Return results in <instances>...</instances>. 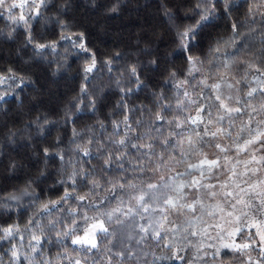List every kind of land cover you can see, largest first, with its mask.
<instances>
[{
    "label": "clouds",
    "instance_id": "obj_1",
    "mask_svg": "<svg viewBox=\"0 0 264 264\" xmlns=\"http://www.w3.org/2000/svg\"><path fill=\"white\" fill-rule=\"evenodd\" d=\"M114 6L116 12L111 10ZM143 7L144 0H46L39 20L30 21L34 40L57 43L56 51L49 48L43 53H37L22 32L17 30L9 38L7 27H0V74L8 77L0 86L3 96L0 99V228L5 221L19 225V231L14 230L11 237L0 233V264H74L75 260L82 264H105L109 255L112 264H120L116 253L126 251L130 242L122 240L119 234L113 237L114 221L101 213L121 200L127 205V188L112 190V184L135 175L132 169L136 163L144 169L145 181L155 179L149 169L159 162L156 154L162 150L161 133H152L156 147L151 163L132 144L138 145L139 138L144 136L152 112L163 103H156L159 89L171 88L169 73L179 72L182 60L175 33L166 19L156 27L139 24V9ZM125 9L137 11L130 15ZM244 15L242 8L232 18L240 22ZM133 20L139 26L124 31L122 26ZM260 20L256 16L257 29ZM61 31L65 37L69 32H86L89 48L96 53V68L92 73L83 71L90 57L73 47L67 38L61 40ZM106 36L111 37V44L105 43ZM212 39L214 33L209 32L205 40ZM201 54V45L194 44L193 55ZM106 60L112 61L110 66ZM130 64L142 73L140 88L128 70ZM198 78L192 80L193 94L200 91ZM129 88L131 92L127 91ZM167 98L174 104L171 92ZM125 114H130L132 124L127 155L121 160L113 158L111 167H105L104 154L112 151L115 157L117 151H123L113 141L112 121H121L123 134ZM167 131L165 128L163 135ZM77 144L90 147V155L83 157L75 147ZM44 148L48 149V155L44 154ZM61 151L63 161L57 155ZM70 163L78 170L84 169L74 186L69 180ZM65 188L70 192L67 198L63 196ZM79 196L85 199L80 201ZM93 218L103 219L109 228L108 233H97L99 247L74 245L73 238L82 236ZM133 221L138 223L139 218L134 217ZM173 222L179 223L180 217L173 214L169 223ZM34 234L42 237L41 242L32 240ZM163 242L149 238L144 243L132 241L131 244L138 256L148 254L140 264H160L153 261L152 253L164 255ZM210 242L214 246L219 243L214 238ZM183 243L187 246V240ZM13 250L19 253V259L12 257ZM194 251L190 247L186 255L182 252L185 264H213L211 249H207L206 259L195 262ZM252 254L255 259V247ZM225 264H245V260L236 256Z\"/></svg>",
    "mask_w": 264,
    "mask_h": 264
},
{
    "label": "snow or ice",
    "instance_id": "obj_2",
    "mask_svg": "<svg viewBox=\"0 0 264 264\" xmlns=\"http://www.w3.org/2000/svg\"><path fill=\"white\" fill-rule=\"evenodd\" d=\"M45 2L0 0V16H6L12 25L6 26V35L14 37L22 26L21 34L37 53L57 49L55 40L33 39V23L41 17ZM159 7L182 53L181 70L169 73L171 88L159 89L156 103H163L152 112V121L139 138V144H132L151 163L156 147L152 133H161L162 150L156 154L159 162L149 169L155 179L145 181L144 169L136 163L132 169L135 175L112 184V190L127 188V205L121 200L101 213L114 221L113 237L119 234L122 240L130 242L126 251L116 253L117 258L120 264H131L133 260L140 264L148 254L138 256L131 242L140 244L150 238L164 241L165 254L152 253L153 261L160 264H185L182 252L186 255L190 247L195 249L193 262L206 259L207 249H211L213 264L217 261L225 264L236 256L243 257L245 264H264V0H243V3L241 0H163ZM242 8L245 15L238 22L232 17ZM111 10L116 12L117 7ZM256 16L261 17L258 29ZM209 32L214 33V39L205 40ZM65 38L90 57L83 71L92 73L96 68V53L89 48L86 32H69L65 37L61 31L60 39ZM197 43L202 54L194 56L193 45ZM105 63L110 66L112 61ZM128 70L140 88L142 73L134 64ZM197 76L200 91L193 94L190 88ZM7 79L0 74V86ZM84 90L81 85V91ZM169 92L174 104L167 98ZM100 123L103 127V122ZM122 123L123 134L121 121H112L113 141L123 151H117L115 157L112 151L104 154L105 167H111L113 158L121 160L127 155L132 129L130 114L123 116ZM91 143L89 140L88 145ZM75 147L83 157L90 155V147L80 144ZM43 151L48 155L47 148ZM57 155L64 160L62 151ZM69 167V180L74 186L84 169L78 170L71 163ZM69 195L65 188L64 198ZM78 199L83 201L85 197ZM173 214L180 217L179 223H169ZM134 217L139 218L138 223L133 221ZM14 230L19 231V225L5 221L0 233L11 237ZM98 232L108 233L109 228L103 219L93 218L84 234L74 237L72 242L97 249ZM213 238L219 241L218 245L210 242ZM32 240L39 243L42 237L34 234ZM11 255L19 259L16 250ZM112 260L109 255L105 264H112ZM74 264L82 262L75 260Z\"/></svg>",
    "mask_w": 264,
    "mask_h": 264
},
{
    "label": "trees",
    "instance_id": "obj_3",
    "mask_svg": "<svg viewBox=\"0 0 264 264\" xmlns=\"http://www.w3.org/2000/svg\"><path fill=\"white\" fill-rule=\"evenodd\" d=\"M163 0H144V7L139 9V24H143L145 26L156 27L158 26L163 20L166 18L164 17L162 11L160 10V4ZM135 9H125V12L130 15L136 14ZM112 15H117L113 13ZM139 24L133 20L130 21L128 24L123 25L122 28L124 31H132L135 30ZM11 27L12 25L6 19V16H0V27ZM18 32H23V27L20 26ZM106 44H111L112 39L110 36H106L104 38Z\"/></svg>",
    "mask_w": 264,
    "mask_h": 264
}]
</instances>
